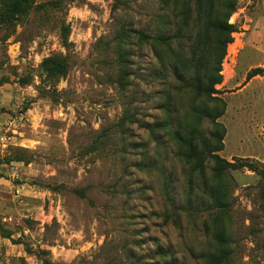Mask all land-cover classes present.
<instances>
[{"label": "rangeland", "instance_id": "rangeland-1", "mask_svg": "<svg viewBox=\"0 0 264 264\" xmlns=\"http://www.w3.org/2000/svg\"><path fill=\"white\" fill-rule=\"evenodd\" d=\"M49 1L57 7L0 29V226L11 233L0 235V264H202L207 213L186 203L183 163L155 128L169 80L136 35L125 40L128 85L114 82L118 33L170 35L187 0L35 3ZM256 1L238 0L229 19L236 32L215 86L226 104L218 154L264 170V75L245 81L250 69L264 70V4L258 25L250 20ZM48 56L67 60L58 80L40 74ZM229 180L232 263L264 264L260 176L242 168ZM75 188H86L85 197Z\"/></svg>", "mask_w": 264, "mask_h": 264}, {"label": "trees", "instance_id": "trees-1", "mask_svg": "<svg viewBox=\"0 0 264 264\" xmlns=\"http://www.w3.org/2000/svg\"><path fill=\"white\" fill-rule=\"evenodd\" d=\"M180 11V21L172 34L162 32L149 36L144 31L125 30L119 32L113 45L116 53V85L125 90L130 76L128 50L125 40L136 35L139 43L149 44L153 56L161 67V73L168 78L171 93L162 104L163 122L156 125L170 140L178 158L184 166L186 182V203L194 204V210L206 212L204 231L210 240L208 251L200 254L202 264H233L229 223V171L247 168L260 176L259 198L264 208V170L258 169L245 159L227 161L218 153L223 150L225 128L218 121L224 114L226 104L220 92L215 89L222 81L221 65L228 44L236 32L229 23L237 8L238 0H187ZM58 2L36 4L35 0H0V29L21 21L32 10L57 7ZM68 26L60 29L63 47L68 46ZM68 70L67 60L61 56H48L39 64L40 74L47 80H58ZM263 68H252L245 75V81L263 76ZM21 85L29 84V76L20 78ZM184 101L185 106H179ZM208 122L205 133L203 122ZM73 193L85 197L86 188L72 189ZM192 207V205L190 206ZM0 235L11 239L10 231L0 226ZM19 243V242H15ZM27 253H32L25 248ZM158 255L165 251L159 249ZM23 263V258H18ZM44 264H52L44 260ZM172 264V263H171Z\"/></svg>", "mask_w": 264, "mask_h": 264}, {"label": "crops", "instance_id": "crops-1", "mask_svg": "<svg viewBox=\"0 0 264 264\" xmlns=\"http://www.w3.org/2000/svg\"><path fill=\"white\" fill-rule=\"evenodd\" d=\"M264 4V1L263 0H257L254 7H253V13H252V17L250 18L251 20V23L252 24H255L256 26L258 25V23L260 22L259 20H257V13L259 12V10L261 9V5ZM257 77V76H255ZM253 77V79L255 78Z\"/></svg>", "mask_w": 264, "mask_h": 264}]
</instances>
